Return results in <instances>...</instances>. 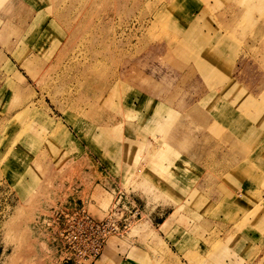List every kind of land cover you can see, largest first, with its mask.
<instances>
[{
    "label": "rangeland",
    "instance_id": "1",
    "mask_svg": "<svg viewBox=\"0 0 264 264\" xmlns=\"http://www.w3.org/2000/svg\"><path fill=\"white\" fill-rule=\"evenodd\" d=\"M10 1L24 4L4 8L0 28V264H60L42 219L71 197L78 200L74 194L93 170H109L118 185L161 209L152 221L141 213L123 236L108 240L115 247L131 239L142 248L133 249L140 264H220L223 258L264 264V98L246 91L256 87L248 80L264 84V0H195L191 7L186 0L0 5ZM213 45L223 54L209 77L199 52ZM208 89L213 123L235 153L222 174L228 191L204 199L174 188L188 194L174 200L165 194L171 185L145 171L186 152L188 106L193 100V110L204 111ZM166 106L179 112L173 121L178 145L169 136L172 126L156 137L154 118L160 120ZM146 115L152 119L142 123ZM204 121L196 120L202 129ZM145 128H153L147 145ZM238 175L257 185L234 195L230 182ZM109 195L95 185L101 207ZM136 200L132 206L141 210ZM187 246L191 251L183 253Z\"/></svg>",
    "mask_w": 264,
    "mask_h": 264
},
{
    "label": "crops",
    "instance_id": "2",
    "mask_svg": "<svg viewBox=\"0 0 264 264\" xmlns=\"http://www.w3.org/2000/svg\"><path fill=\"white\" fill-rule=\"evenodd\" d=\"M187 4L186 7H191L195 5V0H186ZM25 2H27L25 0ZM18 4H24V2L16 1L12 4V2H5L4 4L0 5V28H2V23L7 21L6 14L7 12L4 11L7 6L11 7H18ZM10 13L13 10L9 9ZM33 11V15L36 16L37 9L34 7L31 8ZM39 10V9H38ZM16 10L14 9V15ZM188 12V11H187ZM5 13V14H4ZM31 15V16H33ZM33 16V18H34ZM17 23V22H16ZM17 26V24H16ZM19 26V25H18ZM19 28V27H17ZM1 31V30H0ZM206 35V34H204ZM215 35V33L213 34ZM212 35V36H213ZM209 37H212L211 35H208ZM215 45L212 47H209L206 52H211L213 50ZM203 49L206 46H202ZM205 50V49H204ZM223 59L225 60L224 56ZM229 79L235 80V83L238 85L237 79L230 78ZM249 85L255 84V88L253 91L246 90L249 92L250 97H256L258 99L264 98V84H256L259 80H248ZM226 83V82H225ZM207 87L209 86L208 83H206ZM244 86H247V84H243ZM209 88V87H208ZM205 92V91H204ZM211 93V90L208 89V91L205 92L203 96V99H201V102L204 104V111L203 110H193L195 107V102L192 100L193 104L188 106L187 109V118L189 121L187 122V128L188 130L185 132L186 135H189V137L186 138V144L185 149L186 152L180 153L179 156H170L165 161H163L161 164L153 165L149 164L146 168L145 173L153 175V178H155V181L157 183H164L167 182L171 186H169V189H165V194H170L171 198L174 200L182 199V197H188V194L186 196L178 195L173 192L174 191H182L184 189H189L187 193L191 192H198L200 193L201 197L204 199H218L225 196V194L228 191V182L226 181L225 177H222L225 172H228L226 163L227 160H230L232 157L230 155H234L233 149L230 146V142H226L225 133L222 129L215 126L214 123H216L217 117L213 116L212 106L211 104H215L214 101L209 100V95ZM160 104H163V102H159ZM210 104V105H208ZM169 106H166V108ZM146 113V111H145ZM144 113V114H145ZM178 111L175 110L173 107H169L168 112H165L162 114L161 119L159 120L157 117L154 118V125L156 126V137L160 136L158 133V130L164 131L167 130L170 126L171 130L169 132V136H171V142L174 144H179L180 140L179 138H175V136L179 133L178 130L175 132L173 127V121L177 117L178 120L179 116ZM143 115V112H142ZM202 115L204 117H202ZM129 118H134L127 115ZM139 120L141 119V113L137 117ZM142 123L147 122L148 120H151L152 118L150 116H144ZM205 120L203 124H206L207 126H204L202 129L199 126V123L196 122V120ZM192 120V121H191ZM214 122V123H213ZM193 123V124H192ZM197 123V126H196ZM172 124V125H171ZM192 124V125H191ZM149 128V127H148ZM169 131V130H168ZM155 133V132H154ZM184 133V132H183ZM151 134H153V128L150 130H147L145 128L144 131L141 132V136H143L141 139L142 141L146 142L145 145H147V141L149 140ZM162 134V133H161ZM167 134V133H166ZM163 135V134H162ZM192 135V136H191ZM199 135H201V139H199ZM152 138V137H151ZM178 147H171L172 151H177ZM165 150L162 149L161 155ZM179 151V149H178ZM159 152V153H160ZM164 155V154H163ZM177 155V154H176ZM182 156H185L183 158ZM231 158H228V157ZM235 159H232L231 161H237L239 159L238 155H235ZM184 161L187 165L184 164ZM99 165V162H94ZM99 169V168H98ZM111 171V169H110ZM223 171V172H222ZM171 173V174H169ZM126 175V174H125ZM146 176V175H145ZM87 178V186L83 185L81 187V191L79 193L78 190L75 192V197L78 198L77 202L81 205H84L88 213L94 217L95 219H104L107 215L113 214L117 217H119L122 214V209H120L119 204H128V207L131 208L133 204L137 203L136 199H140L139 205L141 206V213L142 216L144 214L149 216V219L152 221V218H156L159 215V211L161 209L158 208V205H152L146 201L148 199V196H145L142 194V192L139 191V193H134L131 190H125L122 188V186L119 184L114 178L109 174V170H93L92 175L86 177ZM125 178H127L125 176ZM241 177L238 175V177H233L230 182V186H235L232 183H236L235 189L233 190L235 193L234 195L238 196L237 194H241V192H246L248 189H253L255 187V182L249 179H240ZM117 184V185H116ZM186 184V185H183ZM95 185H102L105 189V191L110 194V199L108 200L107 205L103 208L101 207L97 201L93 198V193L95 189ZM192 186V187H191ZM230 189V187H229ZM161 192V191H160ZM120 196L121 200L119 204H115V201ZM71 200L73 197H71ZM173 211H171L170 215H172ZM188 213V211H187ZM166 219L163 221L161 225L165 223ZM172 226L170 227V229ZM115 236V235H113ZM112 237V236H110ZM109 237V238H110ZM118 237L119 236H115ZM108 238V240H109ZM108 240L106 242V245L104 246L103 251L101 254L91 263V264H140L139 258H134L136 256L137 252L133 251L135 247L142 250V248L132 245L131 239L128 240V243L126 246H123L121 244H116L114 247L113 244H108ZM132 242V243H131ZM177 242H181V239H177ZM186 242L180 243V245L185 246ZM146 247H144L143 251L148 255V252L146 251ZM191 249L189 246L184 248L183 253L190 252ZM178 255L180 254V251L176 249V252ZM133 254V257L130 255ZM182 256V255H181ZM218 260V259H217ZM218 262L221 264L224 262L227 264L226 259L218 260ZM65 264V263H63Z\"/></svg>",
    "mask_w": 264,
    "mask_h": 264
},
{
    "label": "built area",
    "instance_id": "3",
    "mask_svg": "<svg viewBox=\"0 0 264 264\" xmlns=\"http://www.w3.org/2000/svg\"><path fill=\"white\" fill-rule=\"evenodd\" d=\"M120 196L115 204L120 203ZM122 214L104 219L92 217L77 200L66 201L54 208L51 219H42L41 226L48 229L51 242L59 252L60 264H91L103 251L110 236H123L130 224L141 217L135 205L130 209L119 204Z\"/></svg>",
    "mask_w": 264,
    "mask_h": 264
},
{
    "label": "bare ground",
    "instance_id": "4",
    "mask_svg": "<svg viewBox=\"0 0 264 264\" xmlns=\"http://www.w3.org/2000/svg\"><path fill=\"white\" fill-rule=\"evenodd\" d=\"M190 37H192V36H190L188 34L187 38H190ZM225 44L226 43L222 44L224 48H226ZM199 53H205L204 55H206V57L201 58V59H203V60H201V62L204 64L203 73L207 74V71H208V76L209 77L213 76L214 73H215V72H213V70H218L219 69L218 66L220 65V61H221V59L219 57H222L223 53L221 51L217 50V49H215V50H213L211 52H206V50L203 49V51H201ZM221 91L222 90H220L219 93H221Z\"/></svg>",
    "mask_w": 264,
    "mask_h": 264
}]
</instances>
